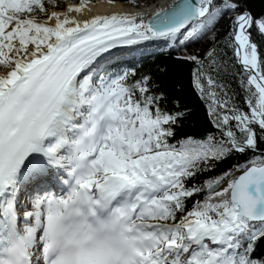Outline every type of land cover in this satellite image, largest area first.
<instances>
[{"label":"snow or ice","instance_id":"1","mask_svg":"<svg viewBox=\"0 0 264 264\" xmlns=\"http://www.w3.org/2000/svg\"><path fill=\"white\" fill-rule=\"evenodd\" d=\"M120 2L0 0V264H264V12ZM154 41L195 66L214 132L182 134L189 110L124 59Z\"/></svg>","mask_w":264,"mask_h":264},{"label":"trees","instance_id":"2","mask_svg":"<svg viewBox=\"0 0 264 264\" xmlns=\"http://www.w3.org/2000/svg\"><path fill=\"white\" fill-rule=\"evenodd\" d=\"M117 1L120 2V0ZM63 2L71 3L73 0H63ZM248 3L254 13L264 12V0H248ZM58 10H62V8ZM223 23L224 26L221 31L226 32V21ZM202 47L203 45L201 44H194L186 51H200ZM140 52H142V55L126 56L124 59L141 72L154 73V78L161 81L166 87L169 99H178L181 107L189 110V116L181 128V133L200 137L206 132H214L215 129L209 122L205 104L192 87V72L195 66L192 63L177 59L178 56L183 54L182 50L173 49L163 44L155 47L140 48ZM229 54L231 55V53ZM231 88L232 91L237 93V102L243 106V93L235 81L232 82ZM238 160L242 161L243 158L229 160L225 164L220 165L212 174L215 175L226 170L232 164L237 163Z\"/></svg>","mask_w":264,"mask_h":264},{"label":"bare ground","instance_id":"3","mask_svg":"<svg viewBox=\"0 0 264 264\" xmlns=\"http://www.w3.org/2000/svg\"><path fill=\"white\" fill-rule=\"evenodd\" d=\"M169 2H170V0H157L156 4L164 5V4H167ZM89 8H90V11L86 10L84 12L83 16L80 17L81 19H87V18H90L91 16L96 15V14H108V13H111L114 11L115 12H122V11L134 10L129 5L122 4L118 1L115 5H109L108 3H106V0H96L89 5ZM143 10L146 12H151V11H153V7H150V6L144 7Z\"/></svg>","mask_w":264,"mask_h":264},{"label":"water","instance_id":"4","mask_svg":"<svg viewBox=\"0 0 264 264\" xmlns=\"http://www.w3.org/2000/svg\"><path fill=\"white\" fill-rule=\"evenodd\" d=\"M93 2V1H92ZM119 2V1H118ZM121 3V2H120ZM165 44L164 41H154V42H149L143 46H141V48H148V47H155V46H160Z\"/></svg>","mask_w":264,"mask_h":264},{"label":"rangeland","instance_id":"5","mask_svg":"<svg viewBox=\"0 0 264 264\" xmlns=\"http://www.w3.org/2000/svg\"><path fill=\"white\" fill-rule=\"evenodd\" d=\"M157 1V0H156Z\"/></svg>","mask_w":264,"mask_h":264}]
</instances>
